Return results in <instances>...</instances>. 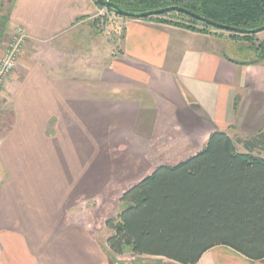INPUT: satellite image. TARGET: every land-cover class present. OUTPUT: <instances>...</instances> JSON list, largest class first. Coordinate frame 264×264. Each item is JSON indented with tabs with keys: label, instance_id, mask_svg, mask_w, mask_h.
Segmentation results:
<instances>
[{
	"label": "crops",
	"instance_id": "obj_1",
	"mask_svg": "<svg viewBox=\"0 0 264 264\" xmlns=\"http://www.w3.org/2000/svg\"><path fill=\"white\" fill-rule=\"evenodd\" d=\"M100 12L95 0L11 1L9 29L27 45L0 97V264H178L112 255V231L100 238L72 199L78 208L105 176L91 198L114 200L106 226L129 207L128 190L202 152L214 133L235 142L264 131V62L230 57L213 36L135 19L108 63L68 65L60 47L96 42ZM197 264L264 260L216 247Z\"/></svg>",
	"mask_w": 264,
	"mask_h": 264
},
{
	"label": "trees",
	"instance_id": "obj_2",
	"mask_svg": "<svg viewBox=\"0 0 264 264\" xmlns=\"http://www.w3.org/2000/svg\"><path fill=\"white\" fill-rule=\"evenodd\" d=\"M104 1L132 14L179 7L224 26L249 31L264 26V0ZM171 17L186 20L179 23L187 29L199 24L215 29L178 12L146 19ZM8 23V15L0 19V43ZM254 51L257 59L244 64L264 62V45ZM239 143L246 153L216 132L202 152L157 168L128 190L120 201L129 207L106 222L113 232L107 241L111 253L122 257L129 249L136 257L197 264L209 250L228 247L249 260H264V158L253 155L264 152V131Z\"/></svg>",
	"mask_w": 264,
	"mask_h": 264
},
{
	"label": "rangeland",
	"instance_id": "obj_3",
	"mask_svg": "<svg viewBox=\"0 0 264 264\" xmlns=\"http://www.w3.org/2000/svg\"><path fill=\"white\" fill-rule=\"evenodd\" d=\"M11 1L12 0H0V19L5 18V16L7 17L8 11L11 5ZM99 9L101 10V12L95 21L96 23L93 22L94 23L93 30L95 34L94 36L99 38V39H96L97 40L96 42L94 41L91 43L90 41L89 43L87 40L88 38L86 37L87 41L85 39L82 40L83 42L85 41L86 42L83 45L84 47L81 49H79V46L81 45H79L76 48H74L75 47L74 45L70 47H67L68 45L66 46L63 45L60 47V50L64 52V57H66L67 64L71 65V67L74 65H82V67L84 68H94L96 66L95 65L96 62L100 63L99 61L103 60V63H100V64L104 65L109 62L108 60L110 59V57H114V55L111 56V54L120 53V47L122 45V40L124 37L126 22L135 20V19L118 16L114 13L108 12L106 9H101L100 7ZM144 21L156 23V24H168V25H172V26L182 28V29H185L191 32H196V33H199V31L197 30H201L202 33L200 34L213 36L216 42L220 44V47H222L225 50V53L227 55H229L230 57L234 59H238L240 61H245V62L255 61L257 59V54L255 53L254 50L264 45V32L260 34H256V35H250L252 36L250 37L251 39L246 41L245 39H243V35H238L235 33L221 31L218 29L216 30L212 28L206 29L204 26L200 24L195 26V30L187 29L184 27L186 26L187 23H184V25L183 23H179L183 21L186 22V20L181 21L173 17L161 18V19H151V20L144 19ZM172 23L177 24V26ZM205 29L207 31L204 32ZM13 36H14V32L11 31L8 26L3 34V37L0 43V56L3 55L6 49V46L10 44ZM94 45H97L99 51H97L96 49L94 50L92 48ZM91 48L92 50L88 51V49H91ZM97 66L100 67V65H97ZM250 137H244L243 139H239V140L246 141ZM239 140L236 139L235 141L237 144L238 151L240 153H246V150L244 149L243 145L239 143ZM105 153H109L112 158L119 159V160H122L125 157V153L123 151L110 150ZM253 155L264 158V152H261V151L259 152L256 151L253 153ZM122 170H129L130 175H137L136 177H139V175H141L140 168H136V171H135V168L125 167L123 169H120V171ZM124 172H125L124 174L127 173L126 171ZM104 178L105 176H101L100 179L98 178V180L102 179L101 181H103ZM101 181H99V183L97 184L90 183L89 181L88 186H87V197L80 198V202L78 203V208H77V204L75 205V203L78 202L77 197L72 199L71 205H72V208L74 207L73 210H75L76 212L80 208H81L80 209L81 211L83 209L87 210L86 218L88 220H91L90 221L91 226H98V231H97L99 233L98 235L100 236V238H103L105 235H107L108 233L107 231L109 230L104 224H105V219H107V216H106L107 212L111 208L109 205L113 203L114 200L113 201L107 200L108 204L104 206V205H101L103 203V200L98 198V196L97 198H91L92 195L96 194L97 190L100 189V187L102 186V184H100ZM98 204L101 205V207L98 206ZM121 212H123V210ZM100 226L101 227L103 226L104 228L103 232L99 231L101 230ZM131 254H132L131 251L128 249L125 252V254L122 256L123 259L125 258L124 261L132 262L130 261Z\"/></svg>",
	"mask_w": 264,
	"mask_h": 264
},
{
	"label": "water",
	"instance_id": "obj_4",
	"mask_svg": "<svg viewBox=\"0 0 264 264\" xmlns=\"http://www.w3.org/2000/svg\"><path fill=\"white\" fill-rule=\"evenodd\" d=\"M96 2L99 6L105 8L106 10H109V9L113 10L117 15L127 17V18H131V19L142 20V19H146L149 17L162 16V15L168 14L170 12H178L181 14L188 15L189 17H191L197 21H200L201 23L206 24L207 26L213 27V28L221 30V31L235 33L238 35L250 36V35H256V34H260V33L264 32V26L261 28H258L256 30H252V31L233 28V27H229V26H224L222 24H218L216 22H213L209 19H206L202 16H199L197 14H194L192 12H189V11L182 9V8H179V7H168V8H163L160 10L146 12L143 14H132V13H128V12H125V11L119 9L116 5H114L110 2H106L104 0H96Z\"/></svg>",
	"mask_w": 264,
	"mask_h": 264
},
{
	"label": "built area",
	"instance_id": "obj_5",
	"mask_svg": "<svg viewBox=\"0 0 264 264\" xmlns=\"http://www.w3.org/2000/svg\"><path fill=\"white\" fill-rule=\"evenodd\" d=\"M27 45V37L20 28L14 31V36L2 56H0V97L8 78L15 72Z\"/></svg>",
	"mask_w": 264,
	"mask_h": 264
}]
</instances>
